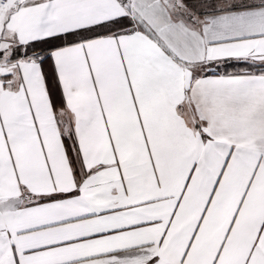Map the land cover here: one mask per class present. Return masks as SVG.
I'll return each instance as SVG.
<instances>
[{
  "label": "snow or ice",
  "instance_id": "6c2138e0",
  "mask_svg": "<svg viewBox=\"0 0 264 264\" xmlns=\"http://www.w3.org/2000/svg\"><path fill=\"white\" fill-rule=\"evenodd\" d=\"M0 264H264V0H0Z\"/></svg>",
  "mask_w": 264,
  "mask_h": 264
}]
</instances>
